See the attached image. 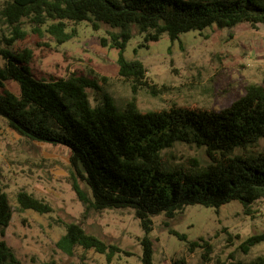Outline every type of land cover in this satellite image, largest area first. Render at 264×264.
Masks as SVG:
<instances>
[{
    "label": "trees",
    "instance_id": "obj_1",
    "mask_svg": "<svg viewBox=\"0 0 264 264\" xmlns=\"http://www.w3.org/2000/svg\"><path fill=\"white\" fill-rule=\"evenodd\" d=\"M24 19L37 32L48 21L55 22L45 31L58 44L72 37L66 22L86 21L95 29L104 24L118 30L109 34L108 46L118 52L119 75L141 82L142 63L124 57L133 28L146 44L163 35L173 42L181 34L213 26L231 29L246 23L264 28V0H7L0 8V25L10 29L0 41V118L25 139L69 150L71 187L84 216L91 211L133 212L145 232L141 264H153L148 238L153 216L172 219L193 205L217 211L232 201L239 202L246 214L264 199V86L247 85L242 96L218 111L172 107L142 112L133 99L118 109L92 71L67 79L34 78L31 51L10 50L26 36L21 28ZM6 81L18 83L17 95L6 88ZM88 89L96 94V105L91 104ZM177 144L203 148L208 163L202 165L197 158L170 162L165 152ZM16 202L20 210L52 211L23 191L17 193ZM10 219L11 208L0 185V231ZM168 233L183 242L187 239L173 230ZM263 242L264 231L248 237L240 247L247 252ZM190 245L199 247L197 242ZM56 247L68 256L77 247L93 250L107 260L119 251L76 223L65 225ZM203 247L205 259L210 246L204 241ZM0 264H21L3 240Z\"/></svg>",
    "mask_w": 264,
    "mask_h": 264
},
{
    "label": "rangeland",
    "instance_id": "obj_2",
    "mask_svg": "<svg viewBox=\"0 0 264 264\" xmlns=\"http://www.w3.org/2000/svg\"><path fill=\"white\" fill-rule=\"evenodd\" d=\"M7 0H0V8ZM48 21L34 31L29 20L22 21L26 36L10 50H30L31 74L38 80L67 79L89 71L103 92L118 109L134 100L142 112L168 110L172 107L218 111L229 106L250 84L264 86V28L242 23L231 29L215 26L181 34L175 41L163 35L157 42L144 43L136 28L124 51L125 59L139 61L145 70L141 82L119 75L118 52L110 49L109 34L117 32L107 25L95 29L89 22H66L70 40L58 44L45 30ZM10 29L0 25L2 36ZM102 40L106 42L103 43ZM3 61L0 58V66ZM102 78L104 80H102ZM6 88L17 95L19 85L6 81ZM92 105L96 94L88 89ZM263 145V142H261ZM69 150L60 145L30 141L11 130L0 118V185L11 208V219L0 231L3 240L21 264H141V240L145 232L131 210L89 212L72 190L69 177ZM172 163L197 158L208 163L203 148L177 144L165 152ZM85 190V185L79 182ZM23 191L51 208L50 213L20 210L16 195ZM245 214L237 201L217 211L199 205L186 207L172 219L153 216L148 238L152 242L153 264H264V242L247 252L242 243L264 231V199L251 205ZM76 223L90 235L119 251L110 260L93 250L75 248L71 256L57 249L56 242L65 225ZM169 230L184 234L180 241ZM202 239V241H199ZM210 246L205 259L203 242ZM197 242L199 247H192Z\"/></svg>",
    "mask_w": 264,
    "mask_h": 264
}]
</instances>
